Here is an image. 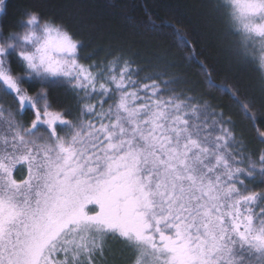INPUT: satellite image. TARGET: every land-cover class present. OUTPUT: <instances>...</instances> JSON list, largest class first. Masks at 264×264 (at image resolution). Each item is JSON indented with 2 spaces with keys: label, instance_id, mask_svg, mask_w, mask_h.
<instances>
[{
  "label": "snow or ice",
  "instance_id": "1",
  "mask_svg": "<svg viewBox=\"0 0 264 264\" xmlns=\"http://www.w3.org/2000/svg\"><path fill=\"white\" fill-rule=\"evenodd\" d=\"M212 8L233 60L264 84V0ZM20 23H0V264H106L109 241L124 264H264V148L250 150L230 117L166 72L141 77L123 52L88 63L67 23L39 9ZM54 86L74 112L52 100ZM225 91L264 143L240 86Z\"/></svg>",
  "mask_w": 264,
  "mask_h": 264
},
{
  "label": "trees",
  "instance_id": "2",
  "mask_svg": "<svg viewBox=\"0 0 264 264\" xmlns=\"http://www.w3.org/2000/svg\"><path fill=\"white\" fill-rule=\"evenodd\" d=\"M214 0H6L5 17L9 31H23L20 21L29 8L39 9L67 23L82 42L86 62L111 59L118 52L132 55L141 67V77L166 72L177 91L191 89L209 110L222 112L232 120L238 139L250 149L264 148L253 121L245 114L226 87L240 86V101L251 104V112L264 128V84L251 63L235 62L229 51V36L220 16L212 8ZM184 32L195 46L197 59L212 71L209 79L200 70L188 46L177 39ZM91 54V55H89ZM52 100L75 111V99L63 86H54ZM259 178L254 186L259 185ZM106 264H124L128 253L109 241Z\"/></svg>",
  "mask_w": 264,
  "mask_h": 264
}]
</instances>
